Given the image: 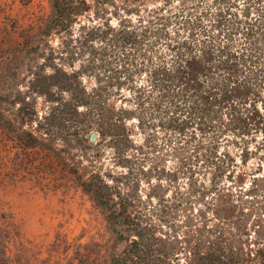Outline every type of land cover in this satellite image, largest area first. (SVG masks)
Returning <instances> with one entry per match:
<instances>
[{
  "label": "trees",
  "instance_id": "1",
  "mask_svg": "<svg viewBox=\"0 0 264 264\" xmlns=\"http://www.w3.org/2000/svg\"><path fill=\"white\" fill-rule=\"evenodd\" d=\"M171 1L119 3L113 24L87 0H51L47 25L58 43L28 83L51 105L40 116L25 111L31 128L15 138L34 146L68 121L72 139L98 146L92 169L76 177L125 241L105 264H264V216L252 231L243 205L246 180L256 178L250 161L264 157V0L206 1L199 13L202 0H193L196 12L187 0L166 12ZM133 118L139 128L165 129L166 144L189 148L194 165L212 174L206 232L180 242L158 234L144 212L156 192L143 195L138 178L94 163L100 152L117 164L139 150ZM0 119L6 127L2 110Z\"/></svg>",
  "mask_w": 264,
  "mask_h": 264
},
{
  "label": "rangeland",
  "instance_id": "2",
  "mask_svg": "<svg viewBox=\"0 0 264 264\" xmlns=\"http://www.w3.org/2000/svg\"><path fill=\"white\" fill-rule=\"evenodd\" d=\"M87 1L95 10L104 7L113 24L119 16L115 7L119 3L163 4V0ZM187 1L172 0L166 12L177 10L184 2L194 10L193 0ZM202 1L196 6L197 13L206 1L212 2ZM51 14V0H0V110L6 118V127L0 128V264H105L125 241L113 231L104 209L81 188L76 177L92 169L90 155L98 153V146L72 139L75 131L68 121L53 127L52 139L40 140L34 146L15 138L21 128H31L23 119L25 111L34 108L40 116L51 105L28 89L31 68L42 60L49 46L58 43L47 25ZM80 62L77 60L75 66ZM93 80L84 76L88 84ZM130 124L139 150L117 164L100 152V162L94 163L125 172L129 180L138 178L143 195L156 192L144 212L158 234L180 242L197 228L206 232L203 222L211 194L204 186L212 174L194 165L189 148L173 140L166 144L165 129L139 128L136 118ZM250 165L256 178L251 185L246 180L243 205L245 224L253 231L264 216V157L252 159ZM155 185L153 191L148 188Z\"/></svg>",
  "mask_w": 264,
  "mask_h": 264
},
{
  "label": "water",
  "instance_id": "3",
  "mask_svg": "<svg viewBox=\"0 0 264 264\" xmlns=\"http://www.w3.org/2000/svg\"><path fill=\"white\" fill-rule=\"evenodd\" d=\"M91 136L93 137L94 135L92 134Z\"/></svg>",
  "mask_w": 264,
  "mask_h": 264
}]
</instances>
